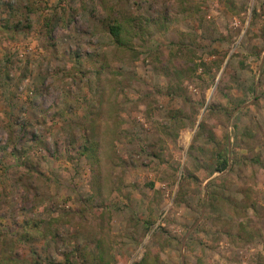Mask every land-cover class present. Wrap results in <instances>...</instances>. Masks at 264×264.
Returning <instances> with one entry per match:
<instances>
[{"label": "rangeland", "instance_id": "rangeland-1", "mask_svg": "<svg viewBox=\"0 0 264 264\" xmlns=\"http://www.w3.org/2000/svg\"><path fill=\"white\" fill-rule=\"evenodd\" d=\"M0 264H264V0H0Z\"/></svg>", "mask_w": 264, "mask_h": 264}, {"label": "trees", "instance_id": "trees-1", "mask_svg": "<svg viewBox=\"0 0 264 264\" xmlns=\"http://www.w3.org/2000/svg\"><path fill=\"white\" fill-rule=\"evenodd\" d=\"M109 34L113 37V42L115 43V46L118 48L126 47L127 43H129V39H125L124 34L126 33L125 30H123L121 25H112L108 28ZM128 34V32H127ZM89 149H85L84 151H88ZM217 167L215 168L216 172H223L227 169V159L226 157H220L219 161L217 162Z\"/></svg>", "mask_w": 264, "mask_h": 264}, {"label": "water", "instance_id": "water-1", "mask_svg": "<svg viewBox=\"0 0 264 264\" xmlns=\"http://www.w3.org/2000/svg\"><path fill=\"white\" fill-rule=\"evenodd\" d=\"M193 227H194V226H193ZM189 232H191V230H190ZM189 232H188V233H189Z\"/></svg>", "mask_w": 264, "mask_h": 264}]
</instances>
